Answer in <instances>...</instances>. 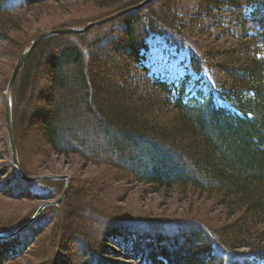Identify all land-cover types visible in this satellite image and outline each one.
I'll use <instances>...</instances> for the list:
<instances>
[{"label":"trees","instance_id":"1","mask_svg":"<svg viewBox=\"0 0 264 264\" xmlns=\"http://www.w3.org/2000/svg\"><path fill=\"white\" fill-rule=\"evenodd\" d=\"M48 1L71 0H0V41L16 42L10 36L14 14ZM92 1L117 13L142 0ZM181 1L153 0L84 33L43 40L12 87L15 138L19 144L22 130L30 127L39 135L32 155L51 152L103 170L108 166L152 193L176 189L215 196L234 217L218 228L190 219L150 220L116 205L99 209L86 193L99 199L100 189L72 185L59 207H47L27 228L14 234L29 216L0 226V234L9 236L0 238V264L18 262L29 241L54 218L52 244L60 254L44 264H264V0L200 3L206 14L218 10L224 24L235 23L242 32L228 47L216 45L209 56L229 79L225 95L238 111L218 104L213 92L192 95L189 80L177 85L145 76L151 34L184 39L176 13ZM189 66L195 74L213 70L198 52H192ZM18 177L16 185L24 184L23 189L0 190L20 202L44 195L36 185L44 192H58L63 185Z\"/></svg>","mask_w":264,"mask_h":264},{"label":"rangeland","instance_id":"2","mask_svg":"<svg viewBox=\"0 0 264 264\" xmlns=\"http://www.w3.org/2000/svg\"><path fill=\"white\" fill-rule=\"evenodd\" d=\"M143 1L133 6L140 5ZM206 1L208 0L181 1L176 13L179 16V22L183 24L181 29V34L185 35L183 40L172 39L167 33L150 36L148 40L149 54L146 59L148 72L145 76L152 79L164 78L177 85L182 81L189 80L187 91L191 92L192 95L197 92L204 94L213 92L218 104L235 111L232 101L225 95L231 88L228 84L229 79L218 70L214 64L215 62H210L209 56L215 52L216 45L221 44L228 47L230 43H234L236 39L242 36V32L235 23L233 25L224 24L220 17V11L213 9L206 14L200 8V3ZM93 2L92 0H71L68 3L57 4L48 1L41 7L13 15L12 19L16 21V26L10 36L16 42L12 44L8 39L0 41V101L7 93V90H4L5 80L11 76L19 56L24 49L26 50L31 39L45 31L55 30L54 28L59 29L58 27L64 28L62 27L63 24H67L66 26L72 24L77 25L78 28H84L99 21L98 19L101 20L116 14L111 13L110 10L106 11V9L97 6ZM0 17L2 16L0 15ZM110 21L102 23V25ZM220 25L224 27V30L216 28ZM227 29H230L232 36L227 35ZM192 52H198L205 59H208L213 70L206 69L200 74L192 73L189 66ZM138 77L140 76L138 75ZM190 77L192 78L190 79ZM239 91L241 90L239 89ZM247 93L244 92V96H252V93ZM7 131L4 103L0 105V188H10L15 192L23 189L24 184L19 183L16 185L15 181V178L18 177V174L16 177L15 174L20 169L29 179L25 182H45L50 187L57 181H61L63 185L61 189H58L60 190L58 192L47 190L46 193L41 186L36 185L35 189L44 195L38 200L29 199L21 202L14 199V196L12 197L10 193L0 190V226H11L25 216H29L31 219L45 204L55 203V205L47 207H59L66 199L71 186L77 184L101 190L103 194H98L100 195L99 199L90 192H87L86 195L93 205L102 210H110L111 206L116 205L119 209L122 208L128 213L130 212V215L145 219L160 220L163 218L166 219L165 221L190 219L213 228L223 226L234 217H230V214L220 206L219 198L215 196L197 191L176 189L162 193H152L148 190L150 188L148 185L131 182L125 179L124 176H118L108 166H101L106 168V170H103L99 166L86 163L79 157L61 156L51 152L44 155H32L36 151L35 138L39 135L30 127H25L22 130L19 144L15 138L19 164V167H17L10 149L11 145ZM66 177H69V181ZM21 181L24 182V180ZM65 189H67L66 194L58 203ZM49 192L54 193L53 196L49 197ZM32 213L33 215H31ZM56 220V218L50 220L41 231V234L29 241L28 245H30L25 254L18 259L19 261L11 264H44L57 257L60 250L58 246L54 247L52 244ZM26 223L20 226L23 227ZM40 225L41 223L38 224V228ZM49 248H53L51 254L46 253Z\"/></svg>","mask_w":264,"mask_h":264},{"label":"water","instance_id":"3","mask_svg":"<svg viewBox=\"0 0 264 264\" xmlns=\"http://www.w3.org/2000/svg\"><path fill=\"white\" fill-rule=\"evenodd\" d=\"M151 1L153 0H144L140 5L137 6H133V7H129L121 12H118L114 15H111L109 17L103 18L99 21H96L94 23H91L89 25H87L84 28H76V27H64V28H59V29H55V30H48L45 31L43 33H41L39 36H37L36 38L33 39V41L31 42V45L21 54V56L19 57L15 68L12 72L11 75V79L7 88V105H6V122H7V130L9 133V137H10V144H11V148H12V152H13V156H14V162L16 163L17 167H19L18 164V152H17V148H16V142H15V137H14V129H13V113H12V98H11V91H12V87L14 85V82L16 80V77L18 75V73L20 72V69L23 67V65L25 64L26 60L28 59V57L30 56V54L32 53V51L46 38L56 35V34H62V33H84L86 32L89 28H91L92 26H96L102 23H105L107 21H110L112 19H115L119 16H122L126 13L132 12L134 10H137L147 4H149ZM20 174L22 175V178L25 180H29L26 178V176L23 174V172L20 169ZM65 178V177H63ZM67 180L69 181V177H66ZM67 187V186H66ZM67 189H65L63 195L60 197L58 203L63 199V197L66 194ZM49 205H55V203H49V204H45L43 205L38 211L37 213L28 220V222L21 227L23 229L27 228L40 214V212L47 206ZM19 231V230H18ZM0 237H4V235H0Z\"/></svg>","mask_w":264,"mask_h":264},{"label":"bare ground","instance_id":"4","mask_svg":"<svg viewBox=\"0 0 264 264\" xmlns=\"http://www.w3.org/2000/svg\"><path fill=\"white\" fill-rule=\"evenodd\" d=\"M133 12V11H132ZM131 13V12H130ZM18 173V172H17ZM18 175H19V173H18ZM44 210V209H43ZM33 223V222H32ZM30 226V225H29ZM22 229V228H21ZM21 229H18L19 231H21ZM16 231L14 234H16V233H18L19 231ZM7 237H9V236H4V237H0V238H7Z\"/></svg>","mask_w":264,"mask_h":264}]
</instances>
